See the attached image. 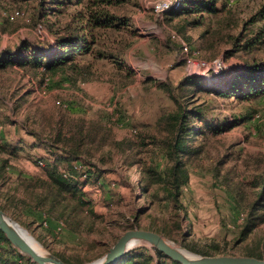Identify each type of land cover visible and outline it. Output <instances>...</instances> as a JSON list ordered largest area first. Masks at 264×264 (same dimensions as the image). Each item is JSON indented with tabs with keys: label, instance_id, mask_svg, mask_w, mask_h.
I'll return each instance as SVG.
<instances>
[{
	"label": "rangeland",
	"instance_id": "rangeland-1",
	"mask_svg": "<svg viewBox=\"0 0 264 264\" xmlns=\"http://www.w3.org/2000/svg\"><path fill=\"white\" fill-rule=\"evenodd\" d=\"M41 1L0 0V51H15L23 41L47 53L57 49V29L80 6L73 0L64 14L38 17L50 3L41 6ZM156 1L125 0L114 9L128 20V28L109 34L108 43L117 51L114 58L79 56L82 71L43 75L22 66L17 55L15 64L0 70V144L9 147L0 146V164L8 160L0 175V204L41 248L73 263L100 259L134 228L161 233L196 254L188 246L207 250L215 243L219 255L253 252L264 258V222L243 239L237 228L245 215L242 196L253 177L264 176V95L241 100L196 92L194 97L209 108L212 126H225L217 134L207 128L194 140L203 149L190 162L180 216L141 187L144 167L163 170L166 165L159 118L175 103L162 84L177 86L195 75L204 89L217 91L248 63L264 60V42L249 50L243 47L264 30V18L251 20L264 10V0H217L218 11L206 12L203 24L184 30L182 18L156 14ZM17 9L28 18H5ZM30 46L24 55L31 53ZM81 118L86 125L93 121L101 127L100 143L89 147V161H71L82 172L77 181L85 203L70 194L55 206L50 201L41 205L40 191L26 190L20 177L41 171L46 158L61 152L51 142L62 119ZM86 170L91 174L84 175ZM135 252L158 260L154 247L139 242L118 264H139Z\"/></svg>",
	"mask_w": 264,
	"mask_h": 264
},
{
	"label": "trees",
	"instance_id": "trees-1",
	"mask_svg": "<svg viewBox=\"0 0 264 264\" xmlns=\"http://www.w3.org/2000/svg\"><path fill=\"white\" fill-rule=\"evenodd\" d=\"M73 0H50L41 13H61L67 11L68 3ZM125 0H76V5L80 6L73 12L70 19L57 29V49L49 53L32 48L27 41H23L15 51L6 48L0 51V70H4L16 63L14 59L18 55L19 63L32 71L45 74H58L60 72H77L79 70L78 57L92 55L95 58L116 57L114 45L109 44V34L119 32L128 28V20L124 16L118 15L114 9L124 3ZM47 1L40 2L45 6ZM218 11L217 0H186L181 7L171 9L172 17L182 18V30L186 26H199L205 21V13ZM5 18L9 20L6 16ZM264 18V10L259 11L252 17V21ZM190 19V20H189ZM244 43L245 49H252L256 44L264 42V30L258 33ZM242 35L237 36L236 41H240ZM115 39L113 40V42ZM239 45V44H237ZM31 53L24 55L23 50H29ZM22 61V62H21ZM163 89L169 94L175 103L173 110L164 113L159 118V125L163 130V137L160 139V145L163 148L166 165L163 170L154 165L144 167V179L141 187L145 193L152 190L153 200H163L169 207L175 210L180 216L184 209L182 203L183 188L189 183L191 178L190 162L196 159L202 152V145L194 146L193 142L198 137L206 134L207 128L215 134L220 133L224 126H212L210 121V111L205 102L200 103L198 97H194L197 91L216 92L219 97L236 96L241 100H252L258 96L264 95V60L252 61L245 65L236 76L227 85L217 91L204 89L201 81L195 75L186 77L179 85L165 81L162 84ZM192 89L188 95L187 91ZM62 126L53 136L51 144L61 150L60 153H54V157L46 158V164L41 171L34 172L29 177H20V183L26 190L31 192L40 191L38 197L39 203L44 204L47 201L55 206L57 203L67 199V195L72 194L80 204H84V192L80 189L77 179L82 172L72 164V160H81L86 158L89 161L90 145L97 140L101 127L96 122H90L86 125V120L81 118L74 121H63ZM96 126V128H95ZM0 146H6L2 145ZM7 159L0 164V175L6 168ZM67 163L64 169L62 165ZM142 169V170H143ZM90 170V168H89ZM86 170L87 172H91ZM21 176V175H20ZM250 190L242 196L245 201V215L243 221L239 223L240 239L245 238L260 223L264 222V213L259 210L264 208V176L258 175L251 179ZM246 198V199H245ZM241 204V199L238 200ZM0 206L5 210L4 205ZM66 206V205H65ZM203 255L219 254L220 246L218 244L210 245V249L196 250ZM158 255L156 261L154 256L144 252H135L134 258L139 257V264H181L178 261L168 258L164 253L155 249ZM129 254V253H128ZM128 254L123 256L125 258ZM245 255L263 256L256 253H245ZM64 261L69 262L61 255H58ZM0 264H37L28 255L22 254L7 239L6 235L0 230Z\"/></svg>",
	"mask_w": 264,
	"mask_h": 264
},
{
	"label": "water",
	"instance_id": "water-1",
	"mask_svg": "<svg viewBox=\"0 0 264 264\" xmlns=\"http://www.w3.org/2000/svg\"><path fill=\"white\" fill-rule=\"evenodd\" d=\"M0 230L16 249L22 254L28 255L37 264H83L66 262L56 254L47 252L41 247L40 249L34 247L23 228L1 206ZM136 242L149 243L168 258L181 264H264V258L251 255L196 254L175 245L161 233L139 228L125 231L103 257L94 262L84 264H118L121 258L133 248L131 245Z\"/></svg>",
	"mask_w": 264,
	"mask_h": 264
},
{
	"label": "built area",
	"instance_id": "built-area-1",
	"mask_svg": "<svg viewBox=\"0 0 264 264\" xmlns=\"http://www.w3.org/2000/svg\"><path fill=\"white\" fill-rule=\"evenodd\" d=\"M186 0H157L154 4V11L159 17H163L165 13L170 11L171 9L178 8L179 5L183 4ZM5 16L10 19L14 20L17 17H26L28 18L27 14L22 9H17L14 12L5 13ZM43 25L38 24L39 31L42 30ZM184 48L187 50V45L185 42L182 43ZM40 164H43L42 161L39 162Z\"/></svg>",
	"mask_w": 264,
	"mask_h": 264
},
{
	"label": "bare ground",
	"instance_id": "bare-ground-1",
	"mask_svg": "<svg viewBox=\"0 0 264 264\" xmlns=\"http://www.w3.org/2000/svg\"><path fill=\"white\" fill-rule=\"evenodd\" d=\"M23 231L26 233V235L30 238V240L32 241V244L34 245V247H36L37 249H40V246L37 244L36 240L25 230L23 229ZM137 243V242H136ZM132 244L131 247H134V245L136 244Z\"/></svg>",
	"mask_w": 264,
	"mask_h": 264
}]
</instances>
